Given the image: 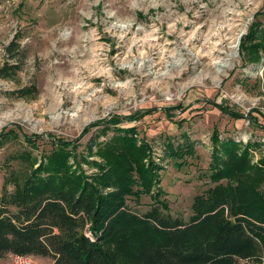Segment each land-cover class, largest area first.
<instances>
[{"label": "rangeland", "instance_id": "374dc122", "mask_svg": "<svg viewBox=\"0 0 264 264\" xmlns=\"http://www.w3.org/2000/svg\"><path fill=\"white\" fill-rule=\"evenodd\" d=\"M254 21L264 32V0H0V132H16L0 146V195L6 167L19 166L5 165L8 156L27 147L23 134L44 135L33 150L39 158L53 147L46 133L72 140L99 118L155 108L120 126L135 125L156 159L164 139L182 142L185 133L193 142L186 163L177 167L165 156L159 172L168 212L187 220L194 196L214 185L208 178L213 130L221 138H264V129L212 103L244 114L254 108L264 124V51L253 64L240 49ZM215 57L227 67L214 65ZM178 104L171 117L162 110ZM100 128L79 140L77 152L114 132ZM254 152L259 156L264 146ZM139 201L128 204L140 213L153 205L147 195ZM14 256L0 264H14ZM51 261L29 257L30 264Z\"/></svg>", "mask_w": 264, "mask_h": 264}, {"label": "trees", "instance_id": "16d2710c", "mask_svg": "<svg viewBox=\"0 0 264 264\" xmlns=\"http://www.w3.org/2000/svg\"><path fill=\"white\" fill-rule=\"evenodd\" d=\"M263 29L252 22L240 39L250 63L264 51ZM23 92V89L18 90ZM233 119L258 122L247 114L212 101ZM181 105L163 107L168 116ZM155 108L129 115L111 114L81 130L72 140L46 133L53 147L33 155L43 134H23L26 149L8 156L0 195V258L7 255L50 257L51 264H264V141L210 136L208 178L213 187L194 196L189 218L173 217L159 185L163 160L177 167L194 153L193 142L164 139L156 159L152 144L132 123ZM113 134L91 139L77 152L79 140L93 127ZM16 137L0 132V146ZM87 165V168H84ZM151 198L140 213L128 201Z\"/></svg>", "mask_w": 264, "mask_h": 264}, {"label": "bare ground", "instance_id": "6f19581e", "mask_svg": "<svg viewBox=\"0 0 264 264\" xmlns=\"http://www.w3.org/2000/svg\"><path fill=\"white\" fill-rule=\"evenodd\" d=\"M152 40H154V42H156L155 41V38H152ZM223 41H224V39L223 38L222 39L220 38V41L219 42L212 44L213 47L207 52V55L209 57H212L213 54L216 53L215 51H217L219 49L218 46H220L223 43ZM147 42H148V39H147ZM161 51H164V50L161 49ZM215 59H216V57L214 58V60L212 62L214 65L217 64L219 66V68L222 69V70L227 67V64L225 62H223V60H218V59L215 60ZM156 82H158V79H157Z\"/></svg>", "mask_w": 264, "mask_h": 264}, {"label": "built area", "instance_id": "2783aa9c", "mask_svg": "<svg viewBox=\"0 0 264 264\" xmlns=\"http://www.w3.org/2000/svg\"><path fill=\"white\" fill-rule=\"evenodd\" d=\"M242 141H247L248 139H241ZM264 141V138L262 139ZM29 257L27 255H15L14 256V264H30Z\"/></svg>", "mask_w": 264, "mask_h": 264}]
</instances>
